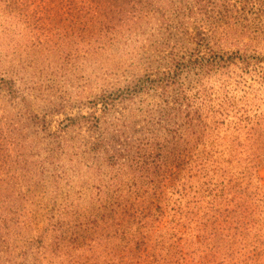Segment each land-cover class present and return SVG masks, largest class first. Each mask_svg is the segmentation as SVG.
<instances>
[{
  "label": "rangeland",
  "instance_id": "1",
  "mask_svg": "<svg viewBox=\"0 0 264 264\" xmlns=\"http://www.w3.org/2000/svg\"><path fill=\"white\" fill-rule=\"evenodd\" d=\"M205 257L264 264V0H0V264Z\"/></svg>",
  "mask_w": 264,
  "mask_h": 264
},
{
  "label": "trees",
  "instance_id": "2",
  "mask_svg": "<svg viewBox=\"0 0 264 264\" xmlns=\"http://www.w3.org/2000/svg\"><path fill=\"white\" fill-rule=\"evenodd\" d=\"M230 256H233V253H231ZM253 258L254 257L245 258L246 261H240L241 263H237V264H258V262H256ZM198 264H211V262L207 261V258L205 257L202 260H200V262Z\"/></svg>",
  "mask_w": 264,
  "mask_h": 264
}]
</instances>
